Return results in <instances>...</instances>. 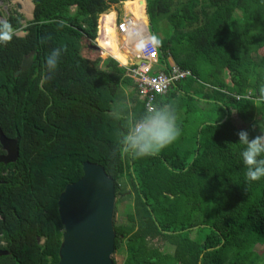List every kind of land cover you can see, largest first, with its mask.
<instances>
[{
	"label": "trees",
	"instance_id": "16d2710c",
	"mask_svg": "<svg viewBox=\"0 0 264 264\" xmlns=\"http://www.w3.org/2000/svg\"><path fill=\"white\" fill-rule=\"evenodd\" d=\"M31 1V20L9 10L5 20L16 34L0 42V127L18 140L16 161L0 163V249L7 251L0 264L58 262L57 200L86 161L114 180L116 211L128 192L125 221L113 219L122 264H256L254 248L264 244V177L246 179L238 133L251 139L264 131V0H147L151 23L169 27L159 38L163 55L194 75L172 87L170 100L158 98L157 107L168 103L174 113L172 97L181 88L184 119L201 116L183 130L182 142L143 157L126 137L151 114L125 67L89 45L112 5L130 1V22L145 23L144 1ZM100 28L99 45L122 64L134 59L128 30L123 45L124 36ZM56 48L61 56L49 68ZM30 52L32 65L18 72ZM6 166L13 172L3 173ZM176 230L183 232L167 233Z\"/></svg>",
	"mask_w": 264,
	"mask_h": 264
},
{
	"label": "water",
	"instance_id": "95a60500",
	"mask_svg": "<svg viewBox=\"0 0 264 264\" xmlns=\"http://www.w3.org/2000/svg\"><path fill=\"white\" fill-rule=\"evenodd\" d=\"M22 33L25 34L26 30H22ZM89 47L100 49L97 44ZM33 55L30 52L22 58L18 72L32 65ZM0 144L6 151L5 155L0 156V162H15L18 140L8 138L1 127ZM82 170L83 175L67 184L57 200L63 230L56 264H113L115 182L98 163L86 161L82 164ZM3 254H7V251L0 249V255Z\"/></svg>",
	"mask_w": 264,
	"mask_h": 264
},
{
	"label": "clouds",
	"instance_id": "9594fccd",
	"mask_svg": "<svg viewBox=\"0 0 264 264\" xmlns=\"http://www.w3.org/2000/svg\"><path fill=\"white\" fill-rule=\"evenodd\" d=\"M15 34L16 29L8 21L0 20V42H10ZM131 39L135 41L136 48L142 52L158 47L160 44L159 37L145 35L138 31L131 34ZM61 52V48L53 49L50 52L46 59V65L49 68L57 67ZM260 93L261 97L264 98V88L260 89ZM153 113L137 124L126 137V141L135 156L154 155L173 143L180 135L176 116L166 111L153 110ZM238 137V143L244 146L241 156L246 166V179L257 181L264 177V131L250 139L248 131L241 130Z\"/></svg>",
	"mask_w": 264,
	"mask_h": 264
},
{
	"label": "built area",
	"instance_id": "2783aa9c",
	"mask_svg": "<svg viewBox=\"0 0 264 264\" xmlns=\"http://www.w3.org/2000/svg\"><path fill=\"white\" fill-rule=\"evenodd\" d=\"M127 22L123 23L119 30L130 31V26L126 28L129 25ZM131 54L134 60L122 65L126 69V76L130 77L136 84L139 98L143 101L148 113H153V110H156V100L159 95L169 92L178 82L193 77L189 69L181 68L172 62L169 53L165 58L171 64L167 66L158 47L149 49L146 53L131 50Z\"/></svg>",
	"mask_w": 264,
	"mask_h": 264
},
{
	"label": "rangeland",
	"instance_id": "374dc122",
	"mask_svg": "<svg viewBox=\"0 0 264 264\" xmlns=\"http://www.w3.org/2000/svg\"><path fill=\"white\" fill-rule=\"evenodd\" d=\"M131 1H133V0H131ZM144 2H143V13H142V16H144V18H142V20L141 19H139L140 20V22L141 21H143L144 20V22L145 23H139L138 25H136V26H134V27H136V28H132L133 29V31H128L129 32V34H130V36H131V32H134V31H138V28H139V25H141L142 27H144V28H146L147 30H146V33H142V34H145V35H149V33H148V31H149V29H152V32H153V34L155 35V36H157V37H159V38H161L164 34V32H163V30L162 29H166V28H169L168 27V25H167V23L165 22V25L163 24V23H154V22H152L151 23V20H150V17H149V14L147 13V6L145 5V0H143ZM175 1H179V0H175ZM181 1H184V0H181ZM23 2H26V3H28V5H29V9L27 10V11H24L23 10V8H22V6H21V4L23 3ZM130 1H124V2H120V3H118V4H115V5H112L111 7H110V10L111 9H113V10H115L116 11V13H118V18L117 19H121V18H123V17H125V18H131L132 17V12L128 9V3H129ZM18 4H20V7H19V5ZM24 4V3H23ZM73 9V8H72ZM0 10H1V12H2V14H1V17H0V20H5L6 19V16H7V12L9 11V10H17L19 13H21L23 16H24V22L25 21H27L28 19H30L31 18V13H32V11H33V7H32V5L30 4V0H9V1H6V0H4V1H0ZM113 17H114V13L112 12V11H110V12H107L105 15H104V17H103V19L101 20V15L99 16V18H98V21H97V25L99 26V23H100V21H101V23H103V24H105V26L107 27V30L109 31V32H111V30L112 29H114V27H112V19H113ZM141 18V17H140ZM118 20V22H117V25H116V27L118 28V30L117 31H115L119 36H124V33L121 31V30H119V28H121V25L123 24V23H121V24H119V22L121 21V20ZM130 22V21H129ZM131 23V22H130ZM127 24H129L128 22H127ZM114 31V30H113ZM139 32V31H138ZM24 33H22V31H18V33H17V35H23ZM97 35H98V27H97ZM123 39H122V41H123V45H125V36L124 37H122ZM101 40L102 41H106V37H103V38H101ZM130 41H131V39H130ZM96 42H98L97 41V36H96V38H95V40H94V43L93 44H97ZM98 45V44H97ZM123 45H122V47H123ZM99 46V45H98ZM102 48H101V47ZM99 47H100V49L102 50V59H105L106 57H112V58H114L115 60H117L114 56H112V55H110V53L105 49V47L103 46V45H100ZM159 50H160V48H159ZM127 51H129V50H127ZM130 53H131V51H129ZM261 53H264V48L260 51ZM168 55V54H167ZM170 57H171V61L172 62H174V60H173V58H172V56L170 55ZM118 61V60H117ZM168 61V60H167ZM119 64L121 65V66H123L122 65V63L121 62H119ZM99 67L100 68H102L103 67V63H100L99 64ZM193 77H194V75H193ZM181 82V81H180ZM179 83V82H178ZM172 89V88H171ZM170 89V90H171ZM183 96H184V94H183ZM184 115H182L181 117H178L177 116V119H181L182 117H183ZM177 122H179V121H177ZM179 123H181V122H179ZM186 127V126H185ZM184 129H188V127H186V128H184ZM182 133V132H181ZM183 136V135H182ZM181 136V137H182ZM123 189H125L126 191H128V189H130V186L129 185H126V184H124L123 186ZM128 194V192H125V194L122 196V198H121V200H119V202H118V205H117V211L115 210L114 211V217H113V219H114V224H121V223H123L124 221H125V219H126V217H125V212H124V210L126 209V204H127V200H129V202H131L130 201V199H126V201H125V198H123V197H125L126 195ZM116 201V200H115ZM191 230V229H190ZM193 231H195L194 229H193ZM193 231L191 232V235H193ZM167 232V231H166ZM183 231L182 230H176V231H171V232H167V233H173L174 235H178V234H180V233H182ZM255 250H256V252L258 251V252H260V256H259V260L257 261V263L256 264H264V244L263 245H260V244H257L256 246H255V248H254ZM171 250H173L172 248H169L168 249V251L169 252H171ZM112 257H113V259L115 260V264H122L123 263V260H124V258H125V255H124V253L123 252H121L120 250H118V251H114V254L112 255Z\"/></svg>",
	"mask_w": 264,
	"mask_h": 264
},
{
	"label": "crops",
	"instance_id": "0c3cea01",
	"mask_svg": "<svg viewBox=\"0 0 264 264\" xmlns=\"http://www.w3.org/2000/svg\"><path fill=\"white\" fill-rule=\"evenodd\" d=\"M23 3H26V2H23ZM23 3L21 4V6H23ZM122 3V2H121ZM30 4L32 5V7L34 8V6H33V3H32V1L30 0ZM19 5V7H20V4H18ZM74 9H72L71 8V11H73ZM110 11H112L113 13H114V17H113V19H112V27H114V30L115 31H117L118 30V28L116 27V25H117V22H118V20L120 19H117L118 18V13H116V11L115 10H113V9H111L110 10V8L107 10V11H105V12H103L102 14H100L101 15V20L103 19V17H104V15L107 13V12H110ZM31 17H33V11H32V13H31ZM121 21L119 22V24H121V23H126L127 21H128V23H129V25L128 26H126V28H128L129 26H130V30L131 31H133V29H132V23H130L129 21H130V18H125V17H123V18H121L120 19ZM98 21V20H97ZM100 24H101V21H100V23H99V26L97 25V27H98V35H97V41L98 42H96L98 45H99V37H100V31H101V28H100ZM147 30V29H146ZM131 33H133V32H131ZM148 33H149V35H154L153 34V32H152V29H149V31H148ZM147 34V33H146ZM129 39H131V36L129 37ZM95 40V39H94ZM131 41H134L133 39H131ZM135 42V41H134ZM100 46V45H99ZM112 49H115V45H113L112 47H111ZM158 49H159V46H158ZM131 51V50H130ZM159 51H161V49L159 50ZM132 55V54H131ZM161 56H163V58H164V61L167 63V66L168 65H170L171 64V62H169V61H167L166 60V58H165V56L163 55V53H162V51H161ZM118 60V59H117ZM134 59H132V58H127V62L126 63H128V62H130V61H133ZM118 62H120L119 60H118ZM133 81V80H132ZM182 81H184V80H182ZM134 82V81H133ZM178 87V86H177ZM179 88V87H178ZM172 91H174L173 89L172 90H170L169 92H167L166 94H164V95H159L158 97H157V100H158V98H166V100H170V93L172 92ZM176 94H177V97L175 98V97H172V101L171 102H175L176 104H175V106H176V109H174V110H176L174 113H172V110H169V104L168 103H166L161 109L160 108H158L157 107V104H156V110L155 111H166V112H168V113H170L171 115H173V116H178V117H181L182 115H184L180 120L179 119H177V121H179V122H181V123H179V122H177V126H178V128L180 129V135H179V137L174 141V142H176V141H178V140H180L181 138H186V136L183 134V130H184V128H186V127H190L191 126V124L193 123V122H196L199 118H200V116H201V114L200 113H198V112H196L195 114H194V119H192V118H190V120L189 119H184V117H185V114H184V98L186 97V95L184 94V90H181V88H179V90L178 91H176ZM183 94H184V96H183ZM180 97H181V101H180V105H179V107H178V104H179V99H180ZM140 99V98H139ZM141 100V99H140ZM156 100V101H157ZM142 101V100H141ZM143 102V101H142ZM157 103V102H156ZM170 105H171V103H170ZM173 105H171V107H172ZM200 106V108H203V106H204V104H201V105H199ZM145 108V107H144ZM175 108V107H174ZM173 110V111H174ZM146 111V110H145ZM147 112V111H146ZM148 113V112H147ZM148 114H154V113H148ZM196 120V121H195ZM137 124V123H136ZM135 124V125H136ZM134 125V126H135ZM133 126V127H134ZM186 126V127H185ZM133 127H132V129H133ZM131 129V130H132ZM131 132V131H130ZM182 132V133H181ZM183 135V136H182ZM182 136V137H181ZM181 141V140H180ZM184 141V140H183ZM182 142V141H181ZM258 252V251H257ZM260 253V252H259ZM198 264H200V262L198 263Z\"/></svg>",
	"mask_w": 264,
	"mask_h": 264
},
{
	"label": "flooded vegetation",
	"instance_id": "af4514ba",
	"mask_svg": "<svg viewBox=\"0 0 264 264\" xmlns=\"http://www.w3.org/2000/svg\"><path fill=\"white\" fill-rule=\"evenodd\" d=\"M8 14H9V11L7 12V16H8ZM7 16H6V18H7ZM6 135V134H5ZM7 136V135H6ZM8 138H15V137H13V136H7ZM17 139V138H16ZM6 154V151L4 150V148L2 147V145L0 144V156H2V155H5ZM0 163H2V162H0ZM9 163H14V162H8V163H2L3 165H8ZM10 170V172H13V170L12 169H9L7 166L5 167V170L3 171V173H6L7 171H9Z\"/></svg>",
	"mask_w": 264,
	"mask_h": 264
},
{
	"label": "bare ground",
	"instance_id": "6f19581e",
	"mask_svg": "<svg viewBox=\"0 0 264 264\" xmlns=\"http://www.w3.org/2000/svg\"><path fill=\"white\" fill-rule=\"evenodd\" d=\"M22 8H23L24 11H27L29 9L28 3H24Z\"/></svg>",
	"mask_w": 264,
	"mask_h": 264
}]
</instances>
